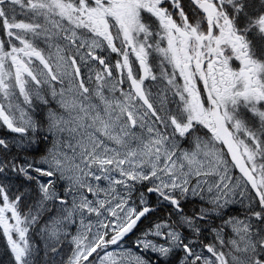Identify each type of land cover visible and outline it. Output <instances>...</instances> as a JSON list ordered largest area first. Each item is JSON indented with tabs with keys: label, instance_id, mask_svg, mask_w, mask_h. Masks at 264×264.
I'll return each mask as SVG.
<instances>
[{
	"label": "snow or ice",
	"instance_id": "1",
	"mask_svg": "<svg viewBox=\"0 0 264 264\" xmlns=\"http://www.w3.org/2000/svg\"><path fill=\"white\" fill-rule=\"evenodd\" d=\"M0 130V264H264V0H0Z\"/></svg>",
	"mask_w": 264,
	"mask_h": 264
},
{
	"label": "trees",
	"instance_id": "2",
	"mask_svg": "<svg viewBox=\"0 0 264 264\" xmlns=\"http://www.w3.org/2000/svg\"><path fill=\"white\" fill-rule=\"evenodd\" d=\"M0 131H6V130H0ZM6 249V241L4 240L2 234H0V259H5L3 256V253Z\"/></svg>",
	"mask_w": 264,
	"mask_h": 264
},
{
	"label": "flooded vegetation",
	"instance_id": "3",
	"mask_svg": "<svg viewBox=\"0 0 264 264\" xmlns=\"http://www.w3.org/2000/svg\"><path fill=\"white\" fill-rule=\"evenodd\" d=\"M185 2H187V0H185ZM134 59V58H133ZM113 63H114V58H113ZM138 68V65L136 66Z\"/></svg>",
	"mask_w": 264,
	"mask_h": 264
}]
</instances>
